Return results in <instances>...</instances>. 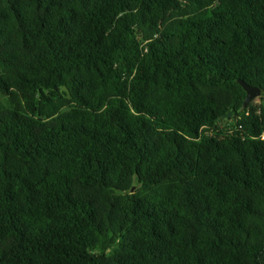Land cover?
I'll return each instance as SVG.
<instances>
[{
  "label": "trees",
  "instance_id": "trees-1",
  "mask_svg": "<svg viewBox=\"0 0 264 264\" xmlns=\"http://www.w3.org/2000/svg\"><path fill=\"white\" fill-rule=\"evenodd\" d=\"M239 80L264 0H0V264H264Z\"/></svg>",
  "mask_w": 264,
  "mask_h": 264
},
{
  "label": "water",
  "instance_id": "water-1",
  "mask_svg": "<svg viewBox=\"0 0 264 264\" xmlns=\"http://www.w3.org/2000/svg\"><path fill=\"white\" fill-rule=\"evenodd\" d=\"M238 83L247 93V97L244 102V108H247L256 98L261 97L263 94L261 88L259 87L251 86L243 80H239ZM232 115H233L232 112H228L226 115L223 116V119L229 120L232 117Z\"/></svg>",
  "mask_w": 264,
  "mask_h": 264
},
{
  "label": "rangeland",
  "instance_id": "rangeland-1",
  "mask_svg": "<svg viewBox=\"0 0 264 264\" xmlns=\"http://www.w3.org/2000/svg\"><path fill=\"white\" fill-rule=\"evenodd\" d=\"M255 104H264V99H262V97H259V98H256L254 101H253ZM227 120V119H225ZM232 120V117L229 119V121Z\"/></svg>",
  "mask_w": 264,
  "mask_h": 264
}]
</instances>
